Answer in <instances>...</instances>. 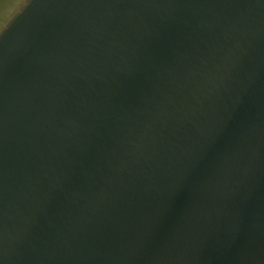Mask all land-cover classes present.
<instances>
[{"label":"water","instance_id":"obj_1","mask_svg":"<svg viewBox=\"0 0 264 264\" xmlns=\"http://www.w3.org/2000/svg\"><path fill=\"white\" fill-rule=\"evenodd\" d=\"M0 264H264V0H0Z\"/></svg>","mask_w":264,"mask_h":264}]
</instances>
